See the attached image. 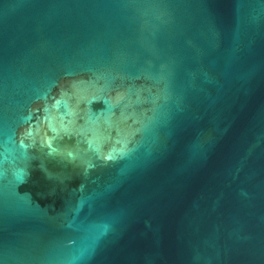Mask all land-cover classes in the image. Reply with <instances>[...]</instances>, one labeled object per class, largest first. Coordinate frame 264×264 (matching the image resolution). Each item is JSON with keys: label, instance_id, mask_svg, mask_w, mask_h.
Returning <instances> with one entry per match:
<instances>
[{"label": "water", "instance_id": "95a60500", "mask_svg": "<svg viewBox=\"0 0 264 264\" xmlns=\"http://www.w3.org/2000/svg\"><path fill=\"white\" fill-rule=\"evenodd\" d=\"M0 264H264V0H0Z\"/></svg>", "mask_w": 264, "mask_h": 264}]
</instances>
